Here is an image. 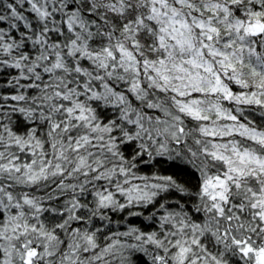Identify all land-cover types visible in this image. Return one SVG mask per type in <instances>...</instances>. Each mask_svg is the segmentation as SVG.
Instances as JSON below:
<instances>
[{"label":"snow or ice","instance_id":"1","mask_svg":"<svg viewBox=\"0 0 264 264\" xmlns=\"http://www.w3.org/2000/svg\"><path fill=\"white\" fill-rule=\"evenodd\" d=\"M0 264H264V0H0Z\"/></svg>","mask_w":264,"mask_h":264}]
</instances>
